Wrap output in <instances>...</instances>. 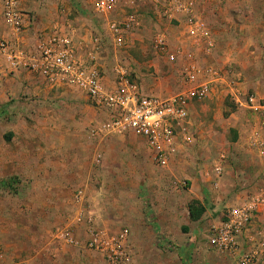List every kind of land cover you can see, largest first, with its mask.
<instances>
[{"label": "rangeland", "instance_id": "rangeland-1", "mask_svg": "<svg viewBox=\"0 0 264 264\" xmlns=\"http://www.w3.org/2000/svg\"><path fill=\"white\" fill-rule=\"evenodd\" d=\"M96 1L49 0V3L61 16L74 20L99 15L95 11ZM128 1L120 0V7L109 16L96 15L103 24V30L96 31L106 62L101 71L105 77L115 78L116 67H121L145 92L174 95L188 87L183 75L188 58L177 53L180 49L187 52L197 48L198 61L215 64L226 78L214 86L207 98L190 104L192 124L194 118L201 121L197 122L200 125L197 143L185 145L186 154L176 162L174 157L168 167L154 162L140 136L132 135L136 139L126 144L114 141L98 145L90 138L89 131L92 124L104 120L106 115L83 98L88 106L68 109L76 115V122L68 125L76 132L75 139L28 138L24 132L44 131L47 124L35 123L33 117L29 122L13 120L12 113H26L27 109L8 101L0 106V204L5 211L0 222L9 227L18 221L27 235L37 229L50 231L52 244L60 251L42 254L45 259H61L66 264H114L107 250L91 247L94 237L126 254L128 260L117 264H236L235 257L217 251L208 239L212 226L224 219L227 208L217 212L211 209L197 221L186 219L185 214L189 198L195 192L206 194L203 183L214 179L212 167L218 153L234 148L229 144L234 138L232 129L227 128L229 119L235 114L245 118L251 115L250 110L234 102L231 87L239 89L242 97L249 94L264 97V0H194L196 16L205 20L212 32L215 47L211 55L205 54V43L180 42V35L185 37V27L178 25L184 17L166 14L164 6L168 3L161 1L165 5L160 4L162 9L157 13L150 0H140L143 3L140 8L131 7ZM132 15L136 16L139 26L129 31L126 44L116 47L110 36H105L109 31L108 22H122ZM160 32L167 38L165 50L154 48ZM171 54L179 59L171 60ZM31 110L45 112L39 106ZM225 128L229 140L224 136ZM51 151L61 153L65 159L78 156L75 164L82 168L89 161L88 194L84 190L74 192L75 198L80 199L83 194L82 201L89 199V202L85 200L77 210L75 206L78 213L72 211V216L68 215L64 221L49 219L38 225L32 211L37 203L33 188L21 176L26 174L19 168L34 157L40 156L43 162L44 154ZM199 168H207L211 176L195 180L192 170ZM205 205L208 209L211 201L206 200ZM6 212L14 213L16 218L13 215L11 219ZM77 218L81 220L77 222ZM64 228L71 230L74 243L58 238V231ZM38 242L37 239L35 244ZM250 251L243 247V252ZM259 264H264V256Z\"/></svg>", "mask_w": 264, "mask_h": 264}, {"label": "crops", "instance_id": "crops-1", "mask_svg": "<svg viewBox=\"0 0 264 264\" xmlns=\"http://www.w3.org/2000/svg\"><path fill=\"white\" fill-rule=\"evenodd\" d=\"M150 1L153 4L152 8L157 13H160V8L162 9L160 4L165 5L166 3L165 0ZM161 1L165 3L162 4ZM128 3L133 8H140L143 5L140 0H129ZM141 9L144 12V8ZM21 10L24 15L25 25L21 39L25 42V45L34 47L41 39L48 36L56 26H61L70 30L78 42H81L80 46L83 54L96 57L100 67L104 66L105 68V57L102 56L101 47L98 46V35H96L98 33L96 31L103 30V24L99 22L98 18L99 15L102 16L101 14H96L97 18L96 15H93L92 17H79L69 20L66 19L65 15L61 16L57 12L56 7L49 3V0H22ZM166 12L168 13L167 8L165 9ZM196 13L195 9V15ZM200 13L203 14L202 12ZM175 14L176 17L183 16L180 12L175 11ZM178 26L185 27L183 23ZM183 33L185 37L180 35V42L193 43L186 35V30ZM8 35L9 28L5 25L2 17V0H0V38ZM105 36H110L111 41L115 44L110 31ZM126 39L127 35L124 38V44L127 42ZM115 46L119 47L116 44ZM195 49L193 53L196 56H200L199 51L197 52ZM105 79L107 83H112L114 80L109 75H106ZM82 98L91 103L88 97L76 88L50 84L40 76L25 69L11 70L6 60L0 57V106L8 101H14L15 104L22 105L27 110L26 113L25 111L19 114L12 113L11 117L13 120L29 122V118L33 117L35 123H44L48 126L44 131H26L23 134L26 137L75 139L76 132L71 130L68 125L74 123V121L76 122V115L71 114L68 109L88 106L89 104H86L87 102H84ZM34 106L43 107L45 112L42 111V114L33 112L31 107ZM59 107L64 109L61 110ZM232 117L229 119L227 128L232 129L234 138L231 141L227 138L229 133L227 128H225L224 136L229 140V144L234 147L233 150L227 151L223 149L218 153L212 167L214 179H212V182L204 180L205 182L203 183V186L207 188L206 194L203 191L195 192V195L189 198V204L193 200H199L204 204L205 208V201H211V205L208 209L206 208V212H210L211 209L215 212L222 211L223 208L229 209L237 204L245 203L254 196H264V125H262L264 123L260 120V115L253 113L247 118L239 114H235ZM102 121L92 124L89 131L90 138L96 140L98 145L102 142L112 143L114 141L126 144L128 141L136 139L131 137L134 134L130 133L110 134L107 136L93 134V128ZM197 122L200 123L201 121L194 118V123L192 124L191 122V139L188 143L181 144L178 147L174 156L175 162L186 154L184 153L185 145H195L197 143V128L200 126ZM57 127H59V130ZM43 157V162L38 156L34 157L33 160L28 159L27 164L19 168L26 174H21V176L33 188V199L37 203L32 211L35 212L34 217L38 225L46 223L49 219L64 221L68 215L72 216L70 215L72 211L75 214L78 213L76 210L81 203L85 200L89 202V199L82 201L84 199L83 194L80 199L74 197L75 190H84L85 194H88L87 187L89 183L87 182V174L90 171L89 161L82 168L75 164L78 157L76 155L71 156L72 159L70 156L65 159L61 153L58 154L56 151H51L45 153ZM173 159L170 163H172ZM96 161L101 160L96 159ZM217 167H220V171L216 170ZM192 172L194 173V179L197 181L203 178L207 179L208 175L211 176L207 168H199L198 170H192ZM71 203L74 204L73 208L70 207ZM75 206L76 210L74 209ZM1 207L2 205L0 204V217L5 212L1 210ZM6 214L10 215L11 219H13V215L16 218L14 213L6 212ZM71 218H68V220ZM185 218L191 220L189 209L186 211ZM176 219L175 216V221ZM13 222L9 227L3 226V223L0 222V252L2 253L0 264H66V261L61 259H45L44 254H42L44 252L49 254V252L60 251L52 244L50 231L45 233L43 230L37 229L40 232H31L30 235H27L20 228L19 225L21 224H18V221ZM57 226L59 227L60 225ZM37 239L39 242L35 244ZM40 240L43 241L40 242ZM241 244L249 250H257L260 253V259L263 258L264 205L256 213L253 223L241 240Z\"/></svg>", "mask_w": 264, "mask_h": 264}, {"label": "built area", "instance_id": "built-area-1", "mask_svg": "<svg viewBox=\"0 0 264 264\" xmlns=\"http://www.w3.org/2000/svg\"><path fill=\"white\" fill-rule=\"evenodd\" d=\"M165 1L168 3L166 14L176 17L175 11L182 13L186 35L196 44L205 43V54H212L215 47L212 32L206 21L195 15L194 0ZM21 2L2 0V17L9 28V35L0 38V57L6 60L9 68L25 69L50 84L78 89L106 115L93 128V134L107 136L130 133L140 136L144 138L154 162L160 167H168L178 147L191 139L190 104L207 98L218 82H225L222 70L215 64H201L193 50L184 52L180 49L177 55L180 53L188 58L183 65L184 80L188 87L182 92L169 96L147 93L121 67H116L117 74L113 82L107 83L96 57L83 54L81 42L68 29L55 27L34 47L25 45L21 39L25 27ZM119 3L120 0H97L95 11L109 16L120 7ZM138 26L134 15L122 22H108L112 38L119 47L124 44L129 31ZM155 43L156 49L165 50V34L158 33ZM170 58L174 61L177 56L171 54ZM231 94L238 106L260 115L264 123V97L255 94L242 97L240 90L235 87H231ZM216 170L220 171V167ZM263 205L264 196L260 195L230 207L224 219L212 226L208 236L210 245L219 252L235 257L236 264H259L260 253L257 250L243 252L241 240ZM80 220L77 218V222ZM70 231L66 228L58 231V238L74 243ZM98 239H91V247L107 250L112 263L128 260L118 248L108 243L104 245Z\"/></svg>", "mask_w": 264, "mask_h": 264}, {"label": "trees", "instance_id": "trees-1", "mask_svg": "<svg viewBox=\"0 0 264 264\" xmlns=\"http://www.w3.org/2000/svg\"><path fill=\"white\" fill-rule=\"evenodd\" d=\"M188 207L190 218L193 221L199 220L206 212L204 204L199 200H193Z\"/></svg>", "mask_w": 264, "mask_h": 264}]
</instances>
